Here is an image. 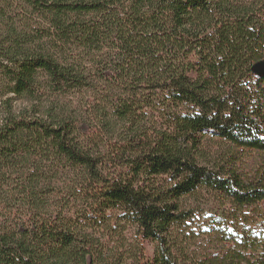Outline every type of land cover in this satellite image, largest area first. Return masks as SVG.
I'll list each match as a JSON object with an SVG mask.
<instances>
[{"label": "trees", "instance_id": "1", "mask_svg": "<svg viewBox=\"0 0 264 264\" xmlns=\"http://www.w3.org/2000/svg\"><path fill=\"white\" fill-rule=\"evenodd\" d=\"M0 264H264V0H0Z\"/></svg>", "mask_w": 264, "mask_h": 264}, {"label": "rangeland", "instance_id": "2", "mask_svg": "<svg viewBox=\"0 0 264 264\" xmlns=\"http://www.w3.org/2000/svg\"><path fill=\"white\" fill-rule=\"evenodd\" d=\"M242 158L244 159V163L247 171H253L257 166V164L260 162L259 160L261 159L259 155L251 154L248 152L243 153Z\"/></svg>", "mask_w": 264, "mask_h": 264}]
</instances>
